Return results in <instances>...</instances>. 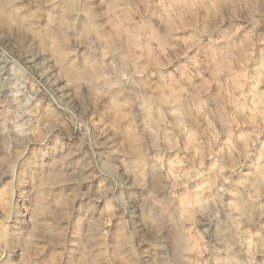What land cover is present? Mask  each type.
Segmentation results:
<instances>
[{
    "label": "rangeland",
    "instance_id": "374dc122",
    "mask_svg": "<svg viewBox=\"0 0 264 264\" xmlns=\"http://www.w3.org/2000/svg\"><path fill=\"white\" fill-rule=\"evenodd\" d=\"M0 264H264V0H0Z\"/></svg>",
    "mask_w": 264,
    "mask_h": 264
},
{
    "label": "bare ground",
    "instance_id": "6f19581e",
    "mask_svg": "<svg viewBox=\"0 0 264 264\" xmlns=\"http://www.w3.org/2000/svg\"><path fill=\"white\" fill-rule=\"evenodd\" d=\"M183 238L184 237H178V242H179L180 245H182L184 243V239Z\"/></svg>",
    "mask_w": 264,
    "mask_h": 264
}]
</instances>
